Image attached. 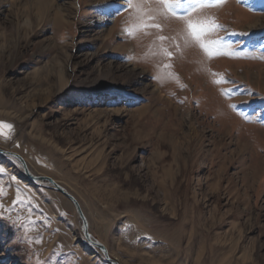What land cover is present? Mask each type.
<instances>
[{
  "label": "rangeland",
  "instance_id": "obj_1",
  "mask_svg": "<svg viewBox=\"0 0 264 264\" xmlns=\"http://www.w3.org/2000/svg\"><path fill=\"white\" fill-rule=\"evenodd\" d=\"M47 1L0 0V264H111L43 176L119 264H264V0L200 12L238 56L161 20L171 60L125 0Z\"/></svg>",
  "mask_w": 264,
  "mask_h": 264
},
{
  "label": "snow or ice",
  "instance_id": "obj_2",
  "mask_svg": "<svg viewBox=\"0 0 264 264\" xmlns=\"http://www.w3.org/2000/svg\"><path fill=\"white\" fill-rule=\"evenodd\" d=\"M222 2V0H221ZM214 0H125V10H130L131 23L126 29L129 36H134L137 32H142L145 35L150 34L149 30H155L157 33L156 41L159 42V51L154 53L162 55L171 60L174 53L164 46L165 41H169L177 50L180 49V44L176 43V37L160 35L164 29V24L161 20L176 19L183 23L182 36L185 46H198L210 59L219 55L238 56L241 53L237 52L231 44H225L221 39H209L216 31L223 28L222 25L216 22L215 18L202 17L200 12L202 9L211 7ZM228 51L225 52L224 49ZM164 68L170 69V63L164 64ZM175 77L174 73H170ZM214 75H218L215 74ZM158 78V77H157ZM228 81L223 78L216 80L215 83H226ZM222 94L228 95V92ZM235 107V106H232ZM244 115L243 113H241ZM246 119L248 117H245ZM14 132V125L0 120V136L5 139H10ZM5 169L0 167V174H3ZM2 192V189H0ZM19 195L14 203H19ZM4 208V204L0 203V210ZM3 213L0 211V216ZM13 223H17L13 221Z\"/></svg>",
  "mask_w": 264,
  "mask_h": 264
},
{
  "label": "water",
  "instance_id": "obj_3",
  "mask_svg": "<svg viewBox=\"0 0 264 264\" xmlns=\"http://www.w3.org/2000/svg\"><path fill=\"white\" fill-rule=\"evenodd\" d=\"M13 155H16L18 156L17 154H14V153H11ZM19 159L22 161V163L25 165V162H24V159L19 156ZM25 167V170L27 171V168L26 166ZM27 173H29L27 171ZM38 180H43V181H48L49 183H51L53 185V187L55 189H57V191H59L60 193H62L65 197H67L69 200H71L73 202V204L75 205L78 213H79V216L83 222V231H84V235L86 237V239L95 247H97L98 249L102 250L106 256V258L108 259V261L111 263V264H119L117 261L113 260L112 258L109 257V253L107 252V248L99 243L97 240L93 239L92 235L90 234L89 232V226L87 224V220H86V217L83 213V210H82V207L79 203V201L71 194L69 193L67 190H65L60 184H58L54 179H52L51 177H46V176H43V177H36Z\"/></svg>",
  "mask_w": 264,
  "mask_h": 264
},
{
  "label": "bare ground",
  "instance_id": "obj_4",
  "mask_svg": "<svg viewBox=\"0 0 264 264\" xmlns=\"http://www.w3.org/2000/svg\"><path fill=\"white\" fill-rule=\"evenodd\" d=\"M24 1H26V2H24ZM17 2L22 4V10L26 13L27 9L30 8L29 5H33L34 0H17ZM35 3H36L35 7L37 9V12H36L37 13L36 14L37 19H43L47 13V10H49V8H50V2L48 3L47 0H35ZM26 16H27V14H26ZM29 16H30V14H29ZM25 24H26V22H25Z\"/></svg>",
  "mask_w": 264,
  "mask_h": 264
}]
</instances>
